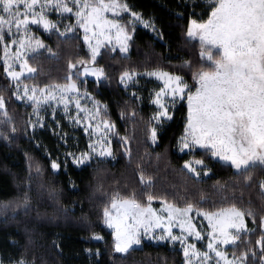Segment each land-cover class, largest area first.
I'll list each match as a JSON object with an SVG mask.
<instances>
[{
    "label": "trees",
    "instance_id": "1",
    "mask_svg": "<svg viewBox=\"0 0 264 264\" xmlns=\"http://www.w3.org/2000/svg\"><path fill=\"white\" fill-rule=\"evenodd\" d=\"M121 1L149 20L155 30L126 25L133 34L130 50L122 53L105 46L95 61L104 69L101 79L82 77L69 68L70 63L91 59L81 29L71 17L70 31L64 35L36 29V36L47 47L27 55L28 65L37 71L17 82L44 87L68 83L71 75L79 90L100 106L99 117L114 125L112 159L96 158L79 166L64 158V151L82 144V138H63L57 127L32 128V106L17 99L16 83L0 61V95L12 117L11 123L0 125V259L12 263L23 258L28 264H184L182 249L168 242L145 241L128 253L115 251L113 234L104 223V208H109L114 198H133L135 194L142 205L148 204L147 196L152 195L156 204L167 201L184 207L191 203L207 211L233 204L246 212L250 209L253 216L245 217L250 231L242 233L226 251L236 257L247 252L243 264H262L264 251L257 240L264 235V192L259 186L264 168L257 165L247 173H238L230 163L212 158L205 150L180 153L178 140L187 122L185 100L158 129L153 142L154 108L147 86L133 95L120 79L125 71L161 69L181 75L192 86V72L211 67L201 56L200 41L187 36L191 19L208 18L207 0ZM213 56L218 58L219 53ZM184 61H190L192 68L182 67ZM13 125L15 133L11 132ZM190 159H203L208 174L197 178L190 173L184 167ZM53 160L60 165L58 169L51 167ZM248 175L251 182L245 181ZM221 185H227L223 194L218 191ZM25 194L29 198L26 209L22 204Z\"/></svg>",
    "mask_w": 264,
    "mask_h": 264
},
{
    "label": "snow or ice",
    "instance_id": "2",
    "mask_svg": "<svg viewBox=\"0 0 264 264\" xmlns=\"http://www.w3.org/2000/svg\"><path fill=\"white\" fill-rule=\"evenodd\" d=\"M207 2L210 7L208 18L206 20L191 19L187 27V36L199 37L201 56L206 55L211 67L210 69L201 67L192 72L195 92L191 91V87L181 75L161 69L147 72L148 76H156L164 82V87L155 94L154 103L159 111L154 114L153 119L158 122L171 119L169 106L165 103L166 96L172 99V106L175 105L177 98L184 99L186 96L187 122L184 134L179 138L180 150L191 151L195 146H199L210 153L212 158H219L223 162L230 163V166L238 173H247L249 168L257 165L264 168V0H207ZM72 3L78 9L75 13L77 23L84 28L85 33L95 28L99 30V35L110 40L111 37L106 33L115 29L121 52L128 51V41L131 36L118 19H108L106 13L111 12L117 15L120 12H130L133 22L143 23L145 27H153L155 30L150 21L144 20L140 13L131 11L128 3H121L120 0H108V2L106 0H72ZM50 7H55L57 12L71 13L73 11V8L69 7L68 0H43V2L41 0H0V41L4 39L5 29L8 33H12L13 26L17 32L23 28L25 33L30 24L42 25L46 31L56 29V24L48 19L45 13V9ZM61 35L64 34L61 33ZM95 35L97 33L93 32V36ZM84 39L89 42L91 60L95 63L100 52L101 41L97 40L96 44L92 45L87 34ZM16 42L13 40V43ZM19 44L22 48L27 47L33 54H38L39 50L47 47L38 39L35 41L21 39ZM204 49L207 51L205 52ZM213 50L219 53V58L213 56ZM5 52L7 53V48ZM48 52L52 56L56 55L52 53L51 48H48ZM17 53L19 59L22 55L19 49ZM78 63L85 65L83 67L85 74L91 73L97 78L105 75L103 68L86 66L87 62L83 60ZM181 66L192 68L190 61H184ZM20 67L21 71L16 72L10 70L7 62L5 63V71L13 80H18L25 70L28 73L37 71L27 65L26 59ZM75 67V64H69L70 69ZM135 75L137 74L134 72L125 71L121 74V82H126ZM67 79L70 83L66 85L51 86L53 90H58L61 99H64V93L78 91L77 84L72 80L71 75ZM16 88L19 90V83ZM38 91L47 94L42 97L37 96ZM18 98H27L33 102L34 112L39 122L42 120L39 116V105L42 101L46 103L49 100H55L56 94L54 91H49L48 85L44 88L33 86L31 90L25 85L23 96ZM76 103L79 108V101ZM11 121L12 117L6 108L5 97L0 95V125L9 124ZM103 123L109 130L114 127L108 121ZM35 126V124L32 125V127ZM11 132H16L15 125L11 127ZM0 135L3 133L0 132ZM151 138L153 142L157 139L155 127L151 129ZM89 149V152L80 153L78 156L75 153L65 155L73 157L74 163L83 164L97 152L95 144L90 143ZM99 156H112L111 148L102 146ZM193 165L203 169L208 168L203 159L185 161L184 167L197 178L201 176V172H198L197 167ZM29 167L31 169V164ZM51 167L58 169L60 165L53 160ZM40 171L41 168L37 164L36 172ZM251 179L250 175L245 176L246 182H251ZM149 183H151L150 180ZM259 186L264 192V180L260 181ZM226 187L227 185H221L218 191L223 194ZM134 196L135 194L133 198L112 200L111 208L116 211V215H113L108 207L104 208L105 223L114 229L115 251L128 253L134 245L141 243L142 233L148 235L156 228H160L165 235L154 238L180 241L183 244L186 239L184 235L172 234L174 222L179 223L182 233L187 230L189 234L194 232L197 238L200 237V232L195 231V226L188 216V213L194 209L193 204L188 203L186 207L180 208L164 201L162 211H166L167 216L162 217L157 215L151 207L154 198L152 195L147 196V207L142 206ZM204 199L205 197L202 196L201 200ZM223 199H227V196L223 195ZM22 204L25 209L28 207L27 194L24 195ZM8 206L9 204L5 203L3 207L7 209ZM19 206L20 204H17V207ZM197 211L199 212V209ZM203 214L212 228L207 247L218 258L216 264H220L221 260L224 264H237V260L243 264L248 256L247 252L242 253L237 259L228 260L227 253L219 251L218 248L220 244H236L242 233L250 231L245 217L253 216L252 211L249 209L246 212L233 204L228 208ZM261 227H264V217H261ZM257 243L261 244V250L264 251V235L257 240ZM190 249L193 250L192 254L200 257L202 261L211 260L209 252L200 253L195 251V245L189 244L184 247L185 264H190L188 259ZM14 264H28V262L21 258ZM262 264H264V258H262Z\"/></svg>",
    "mask_w": 264,
    "mask_h": 264
},
{
    "label": "rangeland",
    "instance_id": "3",
    "mask_svg": "<svg viewBox=\"0 0 264 264\" xmlns=\"http://www.w3.org/2000/svg\"><path fill=\"white\" fill-rule=\"evenodd\" d=\"M41 2H43V0H41ZM106 2H108V0H106ZM120 2L124 3L121 0H120ZM68 3H69V7L73 8V11L71 13L57 12L55 7H50V8L45 9V13H46L48 19H50L51 21H53L56 24V29H54V30H57V31L62 32V33H68L70 31L69 21H70V18L73 17L74 22L81 29L83 39H84L85 35L87 34L90 38V42L92 45H95L97 40L101 41L100 52L105 46H109L114 51L115 50L120 51V45H119V43H117V40H116V30L115 29H112L110 32L106 33V35L111 37L110 40H107L104 38V36L99 35V30L95 29V28H93L88 33H85L84 28L80 27V25L77 23V18L75 15L76 11L78 10L77 7L75 5H73L72 0H68ZM131 11H133V10H131ZM105 15L107 16L108 19H118L120 21V23L125 26L126 31L131 36V39H132L133 34L131 32H129L126 25H130L132 27L133 26L134 27L135 26H142V27L147 28L151 31H154L153 27H145L143 23L133 22V19L131 17L130 12H120L117 15H114L113 13L108 12ZM143 19L147 20L144 17H143ZM36 29H41L43 31H46L42 25H37V24H30L28 29H27V33H25V30L23 28H21V30L19 32H17L15 26H13V28H12V33H8L7 29H5L4 39L2 41H0V61H2L4 66H5V63L7 62L10 70H13L16 72L21 71V67H20L21 63H23V61L27 58V55H29L32 52L29 51L27 49V47H24V48L20 47L19 41L21 39H24L25 41H27L29 39H32L33 41H35L37 39L40 40L36 36ZM46 32H49V31H46ZM93 32H96L97 35L93 36ZM193 39L199 40V37H195ZM13 40H15L17 42L13 43ZM130 40L128 41V51L122 52V53H128L129 52ZM84 41H85V39H84ZM85 43H86V46H87V48L91 54V51L89 48V42L85 41ZM6 48H7V53L5 52ZM18 49H19V53L22 54V55H20L19 59L17 58V54H18L17 50ZM204 51L206 52L207 49H204ZM100 52H99V54H100ZM214 52H216V51L213 50V53ZM205 57H206V55H205ZM86 62H87L86 66L99 68L98 66L95 65V63L92 62L91 59L89 61H86ZM27 65H28V63H27ZM84 66L85 65H81V64L77 63L76 67L72 68V72L73 71L74 72H80L82 74V77H87V78H91V79H95V80L102 78V77L97 78L96 76H93L91 73L85 74L83 71ZM150 71H153V70H150ZM147 72H149V71L136 73L137 75L133 76L132 79L127 80L126 82H122V83H123V86L125 88H127L133 94H137L138 90H146V88H144V85H146L148 88V92L151 95V104L154 108V114H155L157 111H159L158 106L154 103L155 94H156V92L160 91L161 88L164 87V82H163V80L158 79L156 76H148L146 74ZM6 74H7V72H6ZM30 74H32V73H28L25 70L18 80H13L8 74H7V76L13 82H15L17 85V82L21 78H23L24 76L30 75ZM68 83H70V81ZM68 83L54 84V85H66ZM19 85H20V88H19V90H17V88L15 89V94H16L17 99L20 102H22L25 105L32 106V109H31V120L32 121H31V123H32V125L33 124L36 125L35 127H32V128L37 129V128L43 127V125H47L51 128L57 127L56 129H57L58 134H60V131H61L60 128H61L62 129L61 135L63 136V138H76V140H78L79 138H82L81 139L82 144L78 142L77 144L75 143L74 146L68 147L67 150L64 151V155L66 153H75L78 156L80 153L89 152L90 151V149H89L90 143L95 144L96 149H97V152L92 155V158L83 164L74 163L73 157H71V156L65 155L64 158H66V157L69 158L74 164L79 165V166L84 165V164H86V163H88L91 160L96 159V158H101V159H108V158L112 159L113 158V153H112V156H104V157L99 156V150H102V146L111 148L112 128L110 130L108 128H106L105 124L103 123L104 120L99 117L100 106L92 98H90L86 94L82 93L79 90L78 85H77L78 91L74 90V91L64 93L63 94L64 99H61V94L58 92V90H53L51 88L52 85H49V91H54V93L56 94V99L55 100H49L46 103L43 101L41 102V104L39 105V116L42 118V120L39 122L37 119V115L34 112L35 105L33 104V102L28 100L27 98H24V99L18 98V96H23L24 86H25V85H21V84H19ZM189 86L191 87V91L195 92V82L193 81V85L192 86L189 85ZM32 87L33 86H28L29 90H31ZM44 87H38V88H44ZM36 94H37V96L42 97L43 95H46L47 93H40L38 91ZM29 95H31V91H29ZM183 100L186 101V105H187V98L185 96L184 99L177 98L175 101V105L172 106V103H173L172 99L170 97H167V96L165 97V103L169 106V114H170L171 118H172L173 110ZM77 101H79V104H80L79 108H77V103H76ZM187 110H188V107H187ZM154 114H153V116H154ZM170 120L171 119H165L162 122H158V121L154 120V126L153 127H155L157 129V132H158V129L161 127V124L163 126L166 122H168ZM85 129H87V131ZM183 134H184V132H183ZM177 149L180 153L189 151L188 149H184L183 151L180 150L179 140H178ZM197 149L204 150L203 148H200L199 146H195L192 150H197ZM111 151H112V148H111ZM215 159L220 160L219 158H215ZM194 160H197V159H190L188 161H194ZM193 166L197 167V171L201 172V175H204L203 173L207 172L199 166H196V165H193ZM116 199L117 200H123L122 198H116ZM111 204L109 206V210L112 212L113 215H116V211L111 208ZM142 206L147 207L148 204L142 205ZM151 207L156 211L157 215L162 216V217L167 216V212L162 211V208H164V203L156 204L155 201H152ZM177 207H180V206H177ZM184 207H186V206H184ZM184 207H180V208H184ZM197 209H199V208L194 207L193 211L188 213V216L191 218V222L195 226V231L200 232L199 238H197L195 236L194 232L189 234L187 232V230H185L182 233L181 228L179 226V223L174 222L173 226H172V234L176 235V236L184 235L186 237V239H185L183 244L180 241H172L170 239L160 240V239L154 238V237H159L161 235H165V233L160 228H156V229H153L152 232L148 235H144L142 233L141 234V243L139 245H134L133 247L141 246L143 244V242H145V241H151V242H155V243L168 242L172 245H177L178 247H180L182 249V252L184 255V247L186 245L192 244V245H195V251H198L200 253L209 252V256L211 257V260L210 261H202L200 259V257L194 256L192 254L193 250L190 249L189 250V258H188L190 260V264H216L218 258L215 256V253L212 252L211 250H209L207 247L209 240H210L209 233L212 231V228L209 225L208 219L205 217V215L203 213L204 212H216L218 210L207 211V210L199 209V212H198ZM104 223H105V220H104ZM105 226L112 232V234L114 233L113 228L108 227L106 223H105ZM261 228L264 232V227H261ZM113 237H114V235H113ZM114 241H115V238H114ZM232 245L233 244H228V245L220 244L219 248H218L219 251L227 253V259L228 260H234V259L238 258L236 256L229 254L226 251V249ZM185 259L186 258L184 256V264H185ZM0 264H14V262L5 263L2 261V259H0ZM220 264H224V261L221 260ZM237 264H240L239 260H237Z\"/></svg>",
    "mask_w": 264,
    "mask_h": 264
}]
</instances>
